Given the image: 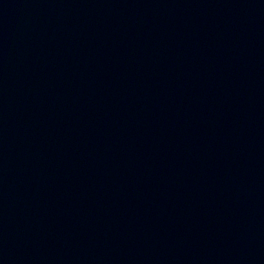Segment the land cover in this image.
I'll return each mask as SVG.
<instances>
[{"label":"water","instance_id":"95a60500","mask_svg":"<svg viewBox=\"0 0 264 264\" xmlns=\"http://www.w3.org/2000/svg\"><path fill=\"white\" fill-rule=\"evenodd\" d=\"M0 264H264V74L127 120L1 192Z\"/></svg>","mask_w":264,"mask_h":264}]
</instances>
